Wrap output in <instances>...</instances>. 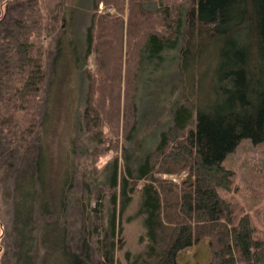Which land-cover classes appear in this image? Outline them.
<instances>
[{"label": "trees", "instance_id": "obj_1", "mask_svg": "<svg viewBox=\"0 0 264 264\" xmlns=\"http://www.w3.org/2000/svg\"><path fill=\"white\" fill-rule=\"evenodd\" d=\"M65 1L44 0L43 5L49 15H54L64 8ZM141 1L127 0L128 15L124 21L125 0H91L84 57L97 53L98 72L104 74L96 77L87 72L84 115L98 131L95 136L101 139L105 108L119 104L122 86L120 70L115 78L108 64L105 63L106 68L101 60L110 56L122 59L124 42L126 62L136 57L138 71L146 60L161 63L164 51L178 53L183 71L191 67L192 60L210 56L211 85L206 99L200 98L191 107L183 103L176 105L172 124L160 133L153 153H148L135 166L128 153H124L122 175L118 173L117 160L111 164L108 179L113 190L111 236L104 237L101 243V264H122L115 258L113 239L117 215L118 218L123 215L137 193H140L138 214L143 216L147 245L144 252L132 259L127 252V264H177L180 251L202 240L209 244L208 264H264V239L256 237L249 216L237 217L235 206L220 195V190L230 191L233 186L232 171L222 165L225 156L242 139L264 142V0H159L160 6L154 10L145 9ZM101 2L114 13H99ZM71 48L72 59H77L76 49ZM32 49V44L19 42L13 52L14 61L19 64L16 65L19 79L11 85L9 99L19 108L45 82L43 62L31 55ZM126 82L132 83L127 78ZM115 83L118 97L107 96L103 91L110 89L109 94L112 93ZM124 99L128 100L127 94ZM1 108L0 120L10 125ZM133 108L114 124L121 121L119 131L125 140L131 139L137 127ZM39 145L33 165L35 175L29 179L32 189L26 191H34L39 214L53 216V221L39 230L41 250L35 263L44 264L55 245L60 252V264H91L87 241L78 255L65 250L64 228L53 234L63 218L62 193L70 174L67 169L56 202L48 205L41 189L34 190L37 183H43L44 154L42 143ZM175 167L186 173L181 182H167L157 176L175 173Z\"/></svg>", "mask_w": 264, "mask_h": 264}, {"label": "rangeland", "instance_id": "obj_2", "mask_svg": "<svg viewBox=\"0 0 264 264\" xmlns=\"http://www.w3.org/2000/svg\"><path fill=\"white\" fill-rule=\"evenodd\" d=\"M43 2L0 0V77L5 75L0 106L5 119L11 121L7 125L0 120V264H37L35 258L41 250L39 230L53 221V216L39 214L34 191H26L32 189L29 179L35 175L33 165L40 143L44 154L43 183H37L38 187L32 185H35L34 190L41 189L48 205L56 202L67 178V169L70 174L68 186L62 193L63 218L53 234L64 228L65 250L78 255L83 251V242L87 241L91 264H101V243L104 237L111 236L113 190L108 182L111 164L117 160L118 173L122 175L126 152L132 165L138 164L148 153H153L160 133L171 126L172 111L177 104L191 107L200 98H207L212 59L205 56L192 60L191 67L183 71L178 53L164 51L161 63L146 60L138 71L136 57L126 62L124 42L122 59L110 56L101 60L103 66L108 64L115 78L120 70L122 86L119 104L105 108L99 140L95 136L98 131L84 115L87 72L96 77L104 75L98 72L97 53L84 57L91 0H66L64 8L54 15L48 14ZM141 3L147 10L160 6L159 0H142ZM107 11L114 13L112 8L99 3L98 12L106 14ZM127 15L125 0L124 21ZM19 42L33 45L31 55L41 59L45 72L40 90L20 108L9 99L11 85L19 79L16 67L19 64L13 56ZM71 47L76 49L77 59H72ZM126 78L132 81L130 85L125 83ZM103 92L118 97L119 90L115 83L112 93L109 94L110 89ZM124 94L128 97L126 102ZM131 108L135 110L137 127L131 139L125 140L119 131L121 121L114 124L117 118L120 120L124 114H129ZM222 165L232 171L233 186L230 191L220 190V195L235 206L237 217L247 214L256 229V237L264 239V142L240 140L225 156ZM174 171L157 176L167 182H181L186 173L178 167ZM139 204L140 193H137L123 215L120 218L117 215L113 239L115 258L122 264H127V252L132 259L144 252L147 245L143 216L138 214ZM58 253L54 245L44 264H60ZM210 259L208 241L202 240L180 251L177 264H208Z\"/></svg>", "mask_w": 264, "mask_h": 264}]
</instances>
